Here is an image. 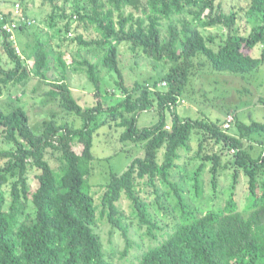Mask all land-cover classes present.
I'll return each instance as SVG.
<instances>
[{
  "label": "trees",
  "instance_id": "16d2710c",
  "mask_svg": "<svg viewBox=\"0 0 264 264\" xmlns=\"http://www.w3.org/2000/svg\"><path fill=\"white\" fill-rule=\"evenodd\" d=\"M41 1L51 6L44 24L49 31L56 30L57 38L64 33V41L68 36L71 42L101 51L98 62L82 59L67 65L61 49H56L60 75L50 81L48 39L35 36L25 44L32 62L28 67L16 42L2 31L7 18L0 21L2 51L12 65L3 68L0 58V97L5 88L35 77L48 87L47 97L81 121L77 128L51 120L36 135L22 107L6 112L0 108V264H113L106 259L96 232L103 224L120 233L125 244L122 258L133 246L132 230L156 241L131 264H264V153L260 149L254 154L253 144H245L250 140L255 146L264 144V137L254 139L264 133V123L244 124L233 118L232 134L231 123L224 128L230 114L220 123L180 117L176 112L199 57L214 72L235 75L254 72L264 63V22L253 25L247 34H241L236 23L238 17L247 24V18L264 16V0H250L241 14L223 12L217 0ZM1 4L3 10L11 9ZM182 16H189L190 22H181L180 35L170 24ZM31 21V26L15 31V38L32 28L35 22ZM72 23L81 30L73 37L69 32ZM163 23H170L165 37ZM212 26L225 31L218 43L202 33ZM84 34L89 35L87 40ZM121 44L154 62L169 63L159 80L166 88L153 90L156 81L151 86L126 85L119 67ZM256 46H260V55L253 58L250 51ZM74 66L76 72L77 67L84 69L97 90L95 98L100 94L99 67L115 73L120 98L107 105L98 99L96 105L82 109L65 80L66 70ZM149 110L157 111L158 121L138 128V116ZM166 111L170 122L165 120ZM107 123L124 129L121 141L144 142V154L133 159L122 174H111L108 183L97 186L101 193L98 211L88 186L94 160L91 150L93 135ZM193 134L197 154L207 141L220 145L219 155L204 154L212 164L213 190L220 155L224 150L232 153L224 166L233 172V185L240 175L245 177L246 205L239 206L232 191L219 211L199 212L190 201L191 193L195 200L200 196L196 178L190 180L192 190L188 188L183 160L190 152ZM75 145L81 146L79 153ZM31 171L34 188L29 181ZM123 201L128 203L129 216Z\"/></svg>",
  "mask_w": 264,
  "mask_h": 264
},
{
  "label": "rangeland",
  "instance_id": "374dc122",
  "mask_svg": "<svg viewBox=\"0 0 264 264\" xmlns=\"http://www.w3.org/2000/svg\"><path fill=\"white\" fill-rule=\"evenodd\" d=\"M1 1L7 8H12L16 3H19L22 12L35 22L32 28L16 34V44L24 63L28 67H31L32 62L28 58V52L30 51L24 49L25 44L31 43L35 39V36L39 39H48L46 51H51V56L50 71L47 76L50 81L59 78L60 75V69L55 61V58L58 56L56 49H61L63 54L61 59L67 65H71L72 61L76 63L82 59L99 61L101 49L71 42V37L68 36L65 39L66 41H64L62 39V36H64L63 32L57 38L56 30L49 31L44 24L45 18L51 12V6L48 3H43L41 0H23L22 2L20 0ZM249 1L217 0L216 4H220L222 11L225 13L233 10L237 14H241L242 10L248 6ZM239 18L236 23L241 34H247L253 25L264 22V16L247 18V24H244ZM184 21L190 22V17L182 16L179 19L176 18L172 24L163 23V37L167 36L168 24L175 25L181 35V22ZM80 31V28L76 29V24L72 23L69 31L72 33V37L75 36V32L80 33ZM202 33L213 37L214 43H218L221 36L225 34V31L219 26H212L203 29ZM88 38L89 35L84 34V39L87 40ZM62 40L63 42H61ZM1 43L2 35L0 34L1 66L5 69L11 68V63L2 51ZM118 52L119 67L126 85L131 86L134 82H141L151 86L156 81L157 86L152 88L153 90L166 88L159 80L167 72L170 66L169 63L154 62L147 59L141 52L132 53L126 44H121L118 47ZM259 55L260 46H256L250 51V56L253 58H258ZM73 68L75 70L71 68L66 70L65 80L70 87L73 99L82 109L96 105L98 99L107 105L110 101L120 98L118 89L114 83L117 79L115 73H110L105 68L99 67L100 94L99 98H95L94 94L97 90L86 78L84 69L77 67L76 72V66ZM191 74L189 83L185 87L180 99L183 102H179L176 108V112L180 117L223 123L226 116L230 114L234 119L237 118L244 124L252 122L264 123V63L254 72L245 75H235L214 72L205 62L204 57L201 56L195 60V66ZM47 89L48 87L45 83L35 77H32L24 84L7 87L4 89L2 97H0V108L6 112L16 106L22 107L26 111L29 128L36 135L40 134L44 124L51 120L58 123L66 122L77 128L80 127L81 121L75 115L61 109L56 101L44 94ZM164 117L166 122H170L171 115L169 111L165 112ZM158 119L159 115L156 110L145 111L138 116L136 125L140 129L151 127L156 124ZM232 124L230 125L229 132L233 134L235 127ZM123 131V128L116 127L114 123H107L101 126L93 135L91 151L94 160L91 164V176L88 180V186L89 193L98 211L101 193H98L97 186L108 183L111 174H122L133 159L142 157L144 154V142L132 143L131 141L120 140L119 135ZM261 137H264V133L255 135L254 139ZM245 144L246 146L253 144L254 154L259 152L260 149L264 153V144L255 146V141L253 140L246 141ZM190 146V152L184 156L183 160L184 167L186 166L185 177L188 182V188L190 191L192 190V182L190 181L192 178H196L199 186V198L195 200L193 193L190 194V201L194 203L197 210L203 213L221 210L230 191L235 192L234 196L239 206L246 205L248 202V191L245 177L240 175L233 185V172L224 166L229 163L232 153L224 150V153L220 155L221 166L217 170L215 189L213 190L211 187L212 174L210 172L212 164L208 160H205L204 154L216 153L219 155L220 145L207 141L204 143L202 153L197 154L198 144L196 135L193 134ZM74 149L79 153L81 146L75 145ZM162 151V149L159 151V159L161 158ZM200 165H202L201 169H199ZM29 177L30 184L34 188L33 171L30 172ZM5 192L7 196L8 189ZM122 207L125 210V214L129 216L130 208L126 201H123ZM96 232L103 244L106 259L113 264H131L143 250L148 249L156 243L155 240L150 241L148 238H145L143 233L137 234L134 229L131 231L133 246L128 251V255L122 258L121 253L124 250L125 244L120 233L111 229L107 224L101 225L100 228H97ZM157 239H160V237L157 236Z\"/></svg>",
  "mask_w": 264,
  "mask_h": 264
},
{
  "label": "built area",
  "instance_id": "2783aa9c",
  "mask_svg": "<svg viewBox=\"0 0 264 264\" xmlns=\"http://www.w3.org/2000/svg\"><path fill=\"white\" fill-rule=\"evenodd\" d=\"M7 18V22L3 24L2 31L5 32L9 36V40L12 43L16 42L15 31L18 30L22 26H31L33 21L27 19L22 12L21 5L16 3L9 11L3 10L1 1H0V21ZM18 52V49H16ZM163 85H165L163 83ZM182 103L183 101L180 100ZM233 121V117L229 115L226 118V122L224 124V128H228L230 123Z\"/></svg>",
  "mask_w": 264,
  "mask_h": 264
},
{
  "label": "crops",
  "instance_id": "0c3cea01",
  "mask_svg": "<svg viewBox=\"0 0 264 264\" xmlns=\"http://www.w3.org/2000/svg\"><path fill=\"white\" fill-rule=\"evenodd\" d=\"M4 6H5V4H4ZM7 7V6H6Z\"/></svg>",
  "mask_w": 264,
  "mask_h": 264
}]
</instances>
